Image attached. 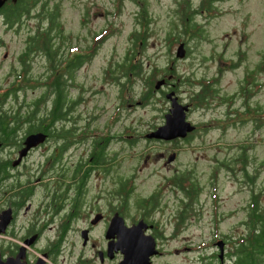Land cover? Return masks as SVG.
<instances>
[{
	"label": "rangeland",
	"instance_id": "rangeland-1",
	"mask_svg": "<svg viewBox=\"0 0 264 264\" xmlns=\"http://www.w3.org/2000/svg\"><path fill=\"white\" fill-rule=\"evenodd\" d=\"M55 1L60 3L63 24V38L56 40L61 44L57 58L76 54H85L87 58L68 88V96L75 101L72 111L75 123L81 125L87 117L89 123L105 134L109 130L115 135V143L110 142L105 148L106 157L115 153L109 163L110 170L102 180L94 179L87 184V196L99 193L101 187L107 190L114 174L115 193L119 181L124 183L128 179L131 188L127 191L126 186L124 191L130 204L156 191L160 199L152 217L163 231L162 248L169 254L158 258L155 264H207L216 248L213 241L222 237L226 241L222 264H230L226 254L234 250L232 241L247 231L244 222L251 188L260 193L258 203L264 209V71L257 72L258 84L248 100L252 106H260L261 111L263 108V124L256 128L250 121L241 123L239 118L252 115L243 113L231 118L229 121L237 120L225 126L222 119L227 110L223 105L212 103L204 109L189 105L186 117L199 129L189 141L184 140L178 146L145 137L148 131L164 123V114L170 107L161 93L167 86L154 89L146 83L153 75H156L154 82L160 79L165 67L172 65L174 74H170L169 87L182 103H189L194 89L184 82L187 77L197 81L218 76L222 93H236L246 74H255L257 64L264 59V0ZM186 23L192 27H186ZM24 25L18 31L7 29L0 18L1 93L9 88L20 70L18 56L26 32L34 29V18L25 20ZM167 32L182 37L170 45V50L165 41ZM134 33L139 37L144 33L147 39L134 41ZM180 42L188 53L185 51L183 58H175ZM133 45L134 56L144 66L138 76L124 77L117 64ZM27 63L28 81L21 77L18 84L22 86L15 95L0 97L1 109H15L21 103L26 108L27 103L43 92L39 82L49 71L47 58L38 53L31 55ZM122 82H126L124 89L120 87ZM148 88L151 97L143 103ZM242 103L237 100L234 107H243ZM114 112L115 122H110L109 115ZM239 145L247 147L252 183L240 173L236 179L230 170L216 168L218 160L237 154ZM172 151L176 152V158L167 162ZM71 153L70 158L69 154L64 157L69 166L81 155L78 150ZM3 155L0 152V158ZM37 158L34 152L27 165ZM32 171L29 166L27 172ZM182 172L191 173L198 186L191 210L184 214L181 208L186 196L169 180L173 174ZM28 173L26 177H32ZM119 197L118 193L115 205ZM130 206L128 221L139 213L136 206Z\"/></svg>",
	"mask_w": 264,
	"mask_h": 264
},
{
	"label": "flooded vegetation",
	"instance_id": "flooded-vegetation-1",
	"mask_svg": "<svg viewBox=\"0 0 264 264\" xmlns=\"http://www.w3.org/2000/svg\"><path fill=\"white\" fill-rule=\"evenodd\" d=\"M74 74L68 78L69 86H72ZM164 78L170 80L171 76L167 75ZM169 80L161 85L167 86L166 90H161L164 97L173 90L171 86L169 87ZM70 101V109L63 118L51 119L44 123L48 125L47 130L27 132L20 128L14 132L12 140L0 138V152H4L0 158V213L3 214L0 232L1 258L6 260L20 256L23 264H120L124 255L115 228L117 213L128 227L141 222L143 233L153 238L155 252L149 257V264H155L158 258L169 254L162 248L163 231L152 217L160 198L157 199L156 196V202L145 208L144 203H141L145 201L144 197L130 204V199L124 191L126 186L127 191L131 188L128 179L124 183L119 181L115 193V174L112 175L107 190L101 187L99 193L87 196V184L94 179L102 180L104 174L110 170L109 163L113 161L115 153L113 157H106L105 148L110 142L115 143V135L109 130L105 134L104 130L89 123L87 117L82 119L83 124H76V119L72 115L75 101L71 99ZM108 120L115 122V112L109 115ZM25 125L26 122L20 124L21 127ZM39 132L45 134L44 139L31 147L14 165L19 157V151L24 147L26 137ZM148 139L178 146L186 137L172 140ZM75 150L81 155H77L78 158L69 166L64 157L69 154L70 158L71 152ZM34 152H37L38 158L29 165L33 169L29 174L27 160ZM169 157L173 159L168 161ZM169 157L167 162L174 161L176 152L172 151ZM27 173L32 177H26ZM37 191L40 193H36ZM117 192L120 197L118 204L115 205ZM154 194L157 195L156 191ZM130 205L136 206L139 213L136 217H130L131 221H128L127 212L131 208ZM9 210L10 218L7 220ZM219 243H222L223 248L221 258ZM225 244L224 237L213 241L212 245L216 248L211 256L212 264L223 263Z\"/></svg>",
	"mask_w": 264,
	"mask_h": 264
},
{
	"label": "trees",
	"instance_id": "trees-1",
	"mask_svg": "<svg viewBox=\"0 0 264 264\" xmlns=\"http://www.w3.org/2000/svg\"><path fill=\"white\" fill-rule=\"evenodd\" d=\"M35 8V9H34ZM33 10L36 12L33 13ZM186 10V7L184 8ZM33 14V15H32ZM60 3L55 0H17L15 3L7 1L0 8V18L5 24L7 29H13L15 31L20 30L24 27L25 20L29 18H34L35 26L34 29H28L24 39V47L18 56L20 70L15 75L13 82L4 92H0V97H5L6 95H15L16 90L20 89L22 84L19 85L20 78L27 80L26 73L28 72L27 60L31 55L42 54L47 58L49 63V71L46 77L39 82L43 87V92L32 102L27 103L26 108L19 104L15 109H1L0 103V138L6 140H12L15 136L14 132L17 129L24 128L27 132L37 131V130H47L48 125L44 124L51 119L63 118L70 109V99L68 97V78H71L76 71V69L82 65L86 60L85 54H76L71 57V59L57 58V51L60 48L58 37H62L63 24L60 21ZM186 27H192L186 23ZM168 37H165L167 42L168 50L170 45L177 42L182 37L178 35L167 32ZM134 35V41L146 40L144 33H140V36ZM2 39H0L1 41ZM185 45V44H184ZM131 48V49H130ZM124 57V60L117 64L118 71L125 77L130 74L132 76H138L143 65L141 60H137L134 56L132 50L134 45L130 47ZM186 53L188 51L185 49ZM176 58V57H175ZM171 59V58H170ZM173 60V59H172ZM173 61H171L172 64ZM235 64H232L234 67ZM255 74L248 72L245 79H243L239 90L233 94H226L220 91L219 77L212 76L210 78H200L197 81L191 80V77H187L184 81L190 86H194L189 95V103L193 108L209 107L212 103L215 105H223L226 108L225 116L223 117V124L227 126L229 123H234L237 119L231 118L237 116L238 114L245 113L250 115V117L239 118V121L245 122L250 121L254 127L258 128L263 121L261 117V107L254 105L252 106L248 100L252 94V90L258 84L257 82V72L264 71V59H261L254 70ZM157 72V71H156ZM154 71V73L156 74ZM153 73V74H154ZM174 74L173 66L165 67L161 76L164 78L166 75ZM159 74V73H158ZM156 75L152 76V79L146 83L149 87H154V79ZM177 85H179L178 78H176ZM17 84V85H15ZM182 84V83H181ZM126 82L120 83L121 89H124ZM25 87V86H24ZM127 89V87H126ZM148 91L142 97L143 103L151 97ZM121 93V92H120ZM48 100V104H46ZM242 100L243 107H234L236 101ZM1 101V99H0ZM45 105L42 107L41 105ZM122 103V101H121ZM119 103L120 105H122ZM233 107V108H232ZM234 113V116L229 113ZM26 122L24 127L20 124ZM241 122V123H242ZM196 125V124H195ZM198 125L194 131H192L186 140L189 141L193 134L198 131ZM250 160L247 153V147L245 145H239V150L237 154L231 155L229 158H224L217 161L216 168L222 167L231 171L233 176L238 179V173L242 174V177L248 179L251 183L253 182V176L249 173ZM263 164V163H261ZM214 170V174L216 173ZM169 180L180 189L186 196V200L183 208H181V214L191 210V203L195 200L197 195L198 186L192 180L191 173L182 172L175 173ZM123 187V186H121ZM250 197L247 205V217L244 224L247 227V231L243 236L233 240L234 250L227 253L229 256L230 264H263L264 260V209L259 207L258 198L259 194L254 191L253 188L250 189ZM157 193V192H156ZM156 194H151L148 197H144L145 201H142L143 207L153 205L156 202ZM184 200V199H183ZM210 261L209 264H212ZM219 264V262H215Z\"/></svg>",
	"mask_w": 264,
	"mask_h": 264
},
{
	"label": "water",
	"instance_id": "water-1",
	"mask_svg": "<svg viewBox=\"0 0 264 264\" xmlns=\"http://www.w3.org/2000/svg\"><path fill=\"white\" fill-rule=\"evenodd\" d=\"M15 3L17 0H0V8L7 2ZM185 56V46L180 42L176 47L175 57L183 58ZM165 83V79H158L154 84V89H158ZM166 99L170 102L169 111L164 116V123L159 125L155 130L146 133L147 138H156L162 140H172L175 138H185L188 133L195 130L196 126L187 119L188 104L179 102L178 96L173 90L166 93ZM45 137L44 133L29 134L25 141L24 147L19 151V157L15 160L14 165L17 164L26 152L33 146L39 144ZM1 146V141H0ZM173 157H169L171 161ZM3 214L0 213V232H2L1 219ZM10 218V210L7 212L6 219ZM115 228L119 234V243L121 244V251L123 252V259L120 264H149V257L154 251V240L151 236L145 235L141 229V222L137 225L128 227L124 220L117 213L115 214ZM222 243L220 246L221 258L223 255ZM20 256L8 258L3 260L0 254V264H23Z\"/></svg>",
	"mask_w": 264,
	"mask_h": 264
}]
</instances>
